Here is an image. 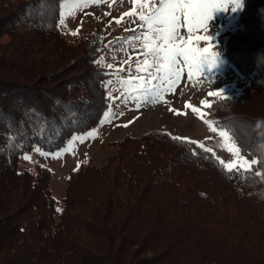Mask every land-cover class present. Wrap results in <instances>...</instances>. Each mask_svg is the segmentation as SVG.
<instances>
[{
  "label": "trees",
  "instance_id": "16d2710c",
  "mask_svg": "<svg viewBox=\"0 0 264 264\" xmlns=\"http://www.w3.org/2000/svg\"><path fill=\"white\" fill-rule=\"evenodd\" d=\"M62 1L0 0V264H264V0H243L225 41L246 84L211 103L250 171L152 129L80 164L57 201L49 169L21 155L62 147L108 101L99 43L65 39Z\"/></svg>",
  "mask_w": 264,
  "mask_h": 264
},
{
  "label": "rangeland",
  "instance_id": "374dc122",
  "mask_svg": "<svg viewBox=\"0 0 264 264\" xmlns=\"http://www.w3.org/2000/svg\"><path fill=\"white\" fill-rule=\"evenodd\" d=\"M141 3L148 7L141 8ZM159 0H63L59 11L58 28L68 42L76 38L86 37L97 40L100 53L98 62L104 72V86L108 101L99 120L84 132L74 133L65 144L55 150H44L39 147L24 152L20 157V166L35 169L42 166L51 173V192L57 201L64 194L66 180L71 172L80 164L101 165L112 154L115 142L126 135H136L148 130L158 129L172 136L184 138L203 145L217 159L226 163L238 160L233 152L239 149L236 140L225 129L214 123L211 103L216 98L229 97L240 93L246 80L237 68L224 57L225 41L238 24L241 9L232 12L218 10L213 12L207 32H197L188 36L186 29H181L184 40L182 46L191 39L192 45L201 51L209 42L201 40L198 44L196 35H213L212 51L217 53L214 66L206 64L200 72L193 70L192 78L188 77V69L184 68L181 78L173 88L162 92L157 97L145 98L139 89L138 77L146 74L144 60L151 64L153 59L146 55L155 41L129 39L145 32L138 16L129 17L124 13L148 14L152 4ZM64 23L61 24L60 20ZM136 19L135 24L130 21ZM121 23L117 24L116 21ZM133 29L126 31L125 29ZM75 33V34H73ZM139 57L140 72H137ZM111 65V67H109ZM155 72V69H151ZM130 81V83H126ZM159 81L153 80L152 84ZM210 93H218L216 96ZM111 97L112 99H109ZM139 105V107H137ZM225 136H221V132ZM232 148L233 152L228 149ZM240 155L250 163L254 157ZM29 157L30 159H25ZM261 176L264 173L259 172Z\"/></svg>",
  "mask_w": 264,
  "mask_h": 264
},
{
  "label": "snow or ice",
  "instance_id": "6c2138e0",
  "mask_svg": "<svg viewBox=\"0 0 264 264\" xmlns=\"http://www.w3.org/2000/svg\"><path fill=\"white\" fill-rule=\"evenodd\" d=\"M133 2L135 3L136 0H133ZM140 7L143 9L148 5L147 3H141ZM242 7L243 0H159V4H152L147 15L143 12L137 14L134 9L132 12L124 13L125 16L129 17L138 16L139 20L143 22L141 27L152 33L149 37L145 32H141L139 35L129 37V39L140 40L143 37L146 48L150 40L155 41L146 53V55L152 57L153 63L150 64L147 59L144 60V64L147 66L144 69L147 78L144 76L137 78L140 82L139 89L142 95L145 98L148 96L157 97L162 92L170 90L180 80L185 67H187L188 77L191 79L193 70L200 72L204 69L205 64L209 68L214 66L217 53L212 51L215 46L212 42L213 35L195 36L197 44L201 40L209 42L208 47L203 48L201 51L198 47L191 46V39L184 46L179 43L184 40L181 29H186L189 37L200 31L207 32L214 11H227L230 8L232 12H236ZM60 23L63 24L64 20L61 19ZM116 23L119 24L121 21L117 20ZM130 23L135 24L136 19H132ZM125 30L133 31L131 28ZM137 61L136 70L140 72L139 57H137ZM151 69H155V72ZM153 80L160 83L153 85ZM126 83H130V81ZM210 95L216 96L218 93H210ZM109 99L112 98L109 97ZM220 135L225 136L226 133L222 131ZM200 147H203V145H200ZM228 150L233 152L232 148ZM233 155L238 160L227 163L224 160L219 161L221 166L229 173L248 172L257 164L256 160L249 163L244 156L240 155L239 149H236ZM25 159L30 158L25 157ZM255 175L259 176L260 173L257 172Z\"/></svg>",
  "mask_w": 264,
  "mask_h": 264
}]
</instances>
